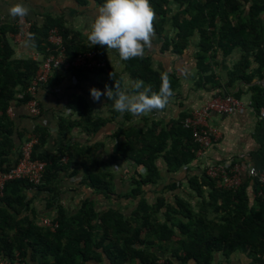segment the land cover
I'll return each mask as SVG.
<instances>
[{"label": "trees", "instance_id": "16d2710c", "mask_svg": "<svg viewBox=\"0 0 264 264\" xmlns=\"http://www.w3.org/2000/svg\"><path fill=\"white\" fill-rule=\"evenodd\" d=\"M75 1L85 6L90 0ZM94 1L100 6L105 2ZM171 1L176 2L178 8L169 14ZM150 4L158 18L154 20L156 33L162 35L168 23L175 31L173 35H165L164 49L182 54L198 36L195 58L201 83L221 86L216 74L206 75L217 63L219 50L224 54L236 49L241 52L240 59L229 71L227 85L237 79L252 83L256 77L264 78V0H150ZM31 21L35 39L29 41L41 54L48 55V48L54 52L55 47L48 39L50 30L57 28L63 36L69 60L80 53L95 51L107 62L106 67L95 69L56 68L42 86L57 85L64 78V70L77 77L86 76L89 71H105L113 94L115 83L125 91L122 74L108 66L110 49L106 46L93 45L83 39L81 32L70 27L63 16L45 14L42 22ZM16 22L5 23L0 19V171H8L17 163L23 145L33 136L38 138L33 157L46 161V169L41 184L15 179L5 185L0 196L3 203L0 206V264L5 258L23 259L26 263L29 253L34 257L38 255L40 264H91L101 261L103 255L112 264H161V260L163 264H174V258L182 264L190 260L197 264H213L215 253L221 251L229 256L236 250L248 251L253 258L252 264L263 263L264 198L259 195L261 186L256 188L251 203V179L243 180L238 189L232 190L218 186L205 170L201 175L190 176L189 190H182L184 194L174 193L173 201H169L165 193L175 192L180 184L171 182L158 189L163 179L158 164L160 159L168 172H178L196 159L200 149L192 128L184 126L185 119L191 116L185 113L168 123L154 120L147 128L120 127L113 133L118 140L111 153V162L127 160L133 165V170H129L130 189L119 195L137 202L130 214L119 207L99 208L91 198L82 200L74 211H68L60 204L58 181L61 172L77 157L81 159L82 182L94 194L112 198L118 193L115 172L110 167L103 168L98 159V150L103 144L96 142L82 148L68 141L74 127L80 126L88 135H93L112 118L95 116L84 96L72 95L69 107L77 111L78 118L60 120L63 138L56 154L39 151L49 136V130L43 125H35L32 134L24 139L25 132H17L8 109L12 102L25 104L31 99L28 89L38 71L39 61L31 57H14L10 34L18 31ZM123 61L134 82L133 91L135 82L142 80L145 86L150 85L158 92L161 77L167 75L173 96L177 93L178 77L155 69L150 56L144 54ZM250 90L252 106L259 112L264 108V87L255 83ZM225 95L240 97L239 92ZM65 156H68L67 163L63 161ZM30 188L46 192L47 207L56 209L52 219L59 225L55 230L36 222L37 211L31 207L33 201L27 195ZM149 191L158 193L152 202L146 197Z\"/></svg>", "mask_w": 264, "mask_h": 264}, {"label": "crops", "instance_id": "0c3cea01", "mask_svg": "<svg viewBox=\"0 0 264 264\" xmlns=\"http://www.w3.org/2000/svg\"><path fill=\"white\" fill-rule=\"evenodd\" d=\"M17 2H22L30 8V13L26 18H30L33 21L42 22L45 14L63 16L70 27L80 31L83 39L90 42L87 39V34L91 31L90 26L94 23L100 7L94 0H90L85 6L79 5L75 0H0V19L3 22L13 23L17 21V19H12L7 12V9ZM177 8V3L171 1L169 14ZM157 19L155 18V20ZM174 32L170 23L165 26L162 35L156 33L155 30L151 46L146 47L144 52L145 55L151 57L155 69L173 73L179 79L180 87L177 93L170 98L169 103L163 110H154L151 113L137 116H133L130 113H118L116 115V111L113 109V100H109L106 95H102L100 101L96 102L90 94V90L93 87L101 92H106L105 85L110 88L107 72L89 71L86 76L77 77L68 70H64V78L57 85L51 87L40 86L37 89L36 97L42 106L40 115H32L26 104L12 102L9 106L8 114L15 121L19 130L17 132H25L24 139L32 134V130L37 124L43 125L49 130L47 141L39 148L40 152L49 155L57 153L63 138L59 130L60 120L78 118L77 111L69 107L70 96H84L89 101L95 116L112 118L106 126L93 135H88L80 126L74 127L68 141L82 148L94 145L96 142L103 144L98 150V159L103 168L110 167L115 172V186L118 193L114 196L112 195V198L94 194L82 182L81 159L77 157L68 162V156H65L63 161L65 163L68 162L69 167L61 172L58 181V202L63 204L68 211L76 210L85 198L95 199L99 208L104 206L119 207L127 214H130L134 209L136 201L119 196L130 189L131 176L129 170H133V165L127 160H118L116 163L111 162V153L118 140L117 137L113 136V133L120 127L124 129H130L133 126L147 128L154 120L168 123L171 120L178 119L184 113L188 116L194 115L208 101L226 93L235 94L239 92V98L249 104L252 96L250 86L260 83L264 87V78L260 79L258 77L252 83L237 79L231 85H227L229 71L241 57V52L238 49L230 54H224V52L219 50L216 58L217 63L206 74H216L221 86L213 87L209 82H202L204 83L202 84L195 58V52L198 48V36L192 39L185 52L177 54L171 49L163 48L165 35H173ZM10 38L15 51V58L31 57L32 53L37 51L30 41H16L12 34H10ZM107 61L108 66L113 71L122 74L125 91L134 92V82L126 71L124 61L120 58L119 53L110 49ZM255 65L252 66L255 67ZM203 125L213 128L216 132L212 146L204 150L203 153L197 154L196 159L178 172H168L164 161L160 159L158 164L162 168L163 179L160 180L158 189H162L164 185L171 182L180 184V188L175 192L165 193L168 200L173 201L174 193H182V190H189L188 178L190 176L194 174L201 175L209 165L229 162L240 166L239 169L243 180L251 179L249 193L251 195V203H253L255 190L259 184L257 179L248 173V170L251 166L256 167L259 171L264 170V119L261 118L260 113L252 105H248L245 110L235 114H221L211 111ZM16 138L17 142L20 143L21 140L18 134ZM15 156H17L16 153ZM75 170L78 171L74 172ZM27 195L33 201L31 207L37 211L36 222L38 224L42 223V218L55 215L56 209L47 207V194L45 191L30 188L27 190ZM157 195L158 193L155 191L146 193V197L151 202L156 199ZM2 205L3 203L0 199V206ZM27 214L29 215L30 211ZM252 262L253 258L248 251L236 250L229 256L224 255L221 251L215 253L213 264H252ZM40 263L41 258L38 255L34 257L29 253L26 264ZM91 264L112 263L106 255H103L101 261H92ZM174 264H182V262L174 258ZM187 264H197V262L190 260Z\"/></svg>", "mask_w": 264, "mask_h": 264}, {"label": "built area", "instance_id": "2783aa9c", "mask_svg": "<svg viewBox=\"0 0 264 264\" xmlns=\"http://www.w3.org/2000/svg\"><path fill=\"white\" fill-rule=\"evenodd\" d=\"M18 31L12 36L16 41H29L28 34L31 33L32 21L24 18L23 21L17 20ZM49 42L54 45V52L51 51L48 55L41 54L38 50L33 52L31 58L39 61V68L33 79L28 92L31 94V99L25 103L30 112L34 116H38L42 112V106L39 99L36 97L37 89L48 82L49 78L56 68L71 69H95L106 67L107 62L95 51L80 53L73 59L69 60L66 57L65 47L63 44V36L57 28H53L49 32ZM248 105H252V101L244 102L241 98L234 95L217 96L208 101L202 109L198 110L194 115L185 119L184 126L192 128L193 137L199 143L200 149L198 155L204 150L212 146L214 143L216 132L209 126H204L205 119L210 115L211 111H216L221 114H235L245 110ZM260 116L264 119V108L260 111ZM38 143V138L33 136L27 141L21 150L17 163L8 171H0V196L3 195L5 185L8 181L15 179H25L35 185L41 184L43 181L46 161L33 157L34 146ZM240 166L229 162H220L209 165L206 168V174L217 181V185L223 188L236 190L243 183L240 173ZM248 173L257 179L259 186L262 189L259 195L264 198V170L259 171L256 167L251 166ZM42 225L55 230L59 223L54 221L52 217H44L41 220ZM164 263L163 260L160 261ZM1 264H26L23 259H3ZM264 264V261L263 263Z\"/></svg>", "mask_w": 264, "mask_h": 264}, {"label": "clouds", "instance_id": "9594fccd", "mask_svg": "<svg viewBox=\"0 0 264 264\" xmlns=\"http://www.w3.org/2000/svg\"><path fill=\"white\" fill-rule=\"evenodd\" d=\"M7 12L12 19L23 21L29 15L30 8L17 2ZM154 20L155 11L150 0H105L90 26L87 39L93 45L116 50L122 60L142 57L155 36ZM28 37L34 41L35 34L29 33ZM161 79L158 92L153 91L150 85L145 86L144 81L138 80L132 93L121 90L115 83V95L107 85L106 92L93 87L90 94L96 102L100 101L102 95H106L109 100L114 101L113 109L118 113L144 115L154 110H163L174 94L167 75Z\"/></svg>", "mask_w": 264, "mask_h": 264}]
</instances>
